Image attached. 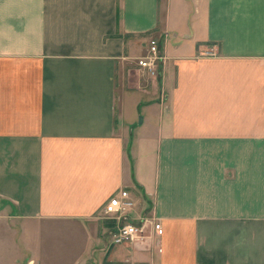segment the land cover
<instances>
[{
    "label": "crops",
    "instance_id": "obj_1",
    "mask_svg": "<svg viewBox=\"0 0 264 264\" xmlns=\"http://www.w3.org/2000/svg\"><path fill=\"white\" fill-rule=\"evenodd\" d=\"M0 264H264V0H0Z\"/></svg>",
    "mask_w": 264,
    "mask_h": 264
},
{
    "label": "built area",
    "instance_id": "obj_2",
    "mask_svg": "<svg viewBox=\"0 0 264 264\" xmlns=\"http://www.w3.org/2000/svg\"><path fill=\"white\" fill-rule=\"evenodd\" d=\"M164 60L165 58L159 49L158 41L150 39L148 53L145 57L138 60L137 65L151 79H155L158 76L159 66ZM133 208L134 202L126 190H120L117 195L112 196L104 205L103 213L105 219L115 223L114 243L133 242L142 238L143 229L147 224L152 225L156 237L162 235L161 223L156 221V219H143L141 224L128 220V215Z\"/></svg>",
    "mask_w": 264,
    "mask_h": 264
},
{
    "label": "rangeland",
    "instance_id": "obj_3",
    "mask_svg": "<svg viewBox=\"0 0 264 264\" xmlns=\"http://www.w3.org/2000/svg\"><path fill=\"white\" fill-rule=\"evenodd\" d=\"M152 91L150 90L149 91V96L147 94H142L140 93L141 95L139 97H137V101L139 99L140 102H142L143 100H150L152 98H154L153 96L151 97V94ZM159 97H156V99L158 100ZM145 107H139L137 110L136 108H132L130 107L129 108V117L133 118L131 119L133 122H135V127L132 129V136L134 138H139V137H150L152 136V127H153V124L150 123L149 120H146V122L143 124L141 123L140 124V120L141 118H143V116H145ZM146 146L144 147V152H143V155L141 154L142 151H140V155H139V158H141L140 160V163L143 165V162L146 161V163H151L153 164V161L155 160V150H154V147H153V143L148 141V143H145ZM144 169H145V173L148 174L149 173V170L150 168H148L147 166L144 167L142 166ZM108 221V220H106Z\"/></svg>",
    "mask_w": 264,
    "mask_h": 264
},
{
    "label": "trees",
    "instance_id": "obj_4",
    "mask_svg": "<svg viewBox=\"0 0 264 264\" xmlns=\"http://www.w3.org/2000/svg\"><path fill=\"white\" fill-rule=\"evenodd\" d=\"M108 223H109L110 225H112V227L115 226V223H114L113 221H108Z\"/></svg>",
    "mask_w": 264,
    "mask_h": 264
}]
</instances>
